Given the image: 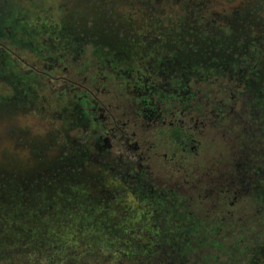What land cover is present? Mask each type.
<instances>
[{
    "label": "flooded vegetation",
    "instance_id": "1",
    "mask_svg": "<svg viewBox=\"0 0 264 264\" xmlns=\"http://www.w3.org/2000/svg\"><path fill=\"white\" fill-rule=\"evenodd\" d=\"M197 1L105 4L80 32L90 57L74 36L29 73L61 85L105 165L146 203L136 264H264V50L229 26L243 0ZM168 6L187 23L173 41ZM122 11L141 27H116Z\"/></svg>",
    "mask_w": 264,
    "mask_h": 264
},
{
    "label": "rangeland",
    "instance_id": "2",
    "mask_svg": "<svg viewBox=\"0 0 264 264\" xmlns=\"http://www.w3.org/2000/svg\"><path fill=\"white\" fill-rule=\"evenodd\" d=\"M116 1L131 2L0 0V45L29 62L0 49V264H136L135 255L149 246L146 203L133 184L105 165L61 85L29 73L36 64L45 71L43 59L61 55L54 47L75 39L90 57L94 41L80 32ZM232 7L231 29L244 35L246 26L264 50V0ZM120 15L116 27L136 24L126 11ZM167 15L173 41L187 23L172 6Z\"/></svg>",
    "mask_w": 264,
    "mask_h": 264
},
{
    "label": "trees",
    "instance_id": "3",
    "mask_svg": "<svg viewBox=\"0 0 264 264\" xmlns=\"http://www.w3.org/2000/svg\"><path fill=\"white\" fill-rule=\"evenodd\" d=\"M0 49H1V48H0ZM1 50H2V49H1ZM12 52H13V53H11V52L9 53V52H8L7 55L10 56V57H13L16 61H18V62L21 61V63L25 64V61H26V60H24V59H22L21 57H19L18 54H17L15 51H12ZM26 64H29V62L26 61ZM30 65H31V64H30ZM31 66H33V65H31Z\"/></svg>",
    "mask_w": 264,
    "mask_h": 264
}]
</instances>
